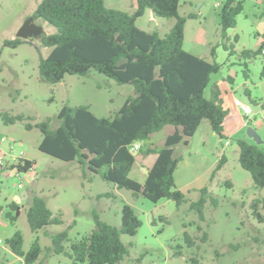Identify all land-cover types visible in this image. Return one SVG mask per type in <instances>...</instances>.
<instances>
[{
	"label": "rangeland",
	"instance_id": "1",
	"mask_svg": "<svg viewBox=\"0 0 264 264\" xmlns=\"http://www.w3.org/2000/svg\"><path fill=\"white\" fill-rule=\"evenodd\" d=\"M40 1L0 0V136L7 138L3 147L7 148L15 139V152L23 150L36 162L35 170L29 173L8 170L0 176V202L4 205L2 219L6 225L0 226V264L7 259L11 264H25L23 258L9 252L6 244V239L16 230L24 236L25 251L39 236L43 251L33 264H74L64 254L49 252L52 241L45 230L57 233L75 221L69 234L72 239H78L95 227L96 214L102 220L120 226L124 204L133 207L142 225L135 235H122L123 241L129 245V254L117 264H190L191 257H197L200 264H264V204L258 207L262 220L254 214L252 207L256 199H264V188L256 186L250 172L241 166L237 142L244 138L256 143L247 133L251 126L263 140L259 145L264 148V54L248 61L249 76L245 77V66L240 63L242 59L236 54L230 55L221 43L220 10L224 0H180V15L195 14L187 17L184 48L212 61L211 50L215 46V60L222 66L219 72L211 75V84L222 82L223 105L228 109L225 138H221L205 119L189 144L176 146V156L181 160L175 170V182L186 198L180 205L169 198L154 202L130 189L119 188L98 174H84L77 161H63L42 152L38 147L42 139L39 129H27L22 121L4 122L2 114L7 112L30 117L32 123L50 118L52 125L57 126L58 112L65 103L89 104L98 116H110L133 91L132 84H120L93 69L86 75L68 74L61 82L49 83L40 75L39 60L40 54L47 56L52 47L42 45L40 37L29 38L16 47L5 45V40L17 37L18 30L34 14ZM105 1L112 8L134 10L135 0ZM199 1L203 5L197 8ZM263 8L264 0H245L236 26L228 30L236 50L256 49L254 33L259 29ZM151 17L148 9L136 23L144 30H157L161 35L166 34L176 21L173 17L155 16L156 20ZM36 23L44 26L45 33L56 31L43 19H36ZM236 35L238 40L235 42ZM228 75L233 76L232 83L225 80ZM211 84L205 90L208 97ZM235 97L252 107L253 114L248 119L235 105ZM169 127L142 142L143 149L150 143L163 145ZM223 154L227 159L213 176ZM146 156L142 150L137 151L129 173L132 179L141 183L152 165L153 158ZM34 176L38 180L35 187L31 182ZM19 183L24 188H34L31 195L43 197L55 215L61 214L64 222L49 225L38 232L32 231L26 216L31 201L27 200L23 206L21 204L20 215L12 223L6 217V203L16 200L15 194L23 190ZM205 187L218 204H213L209 196L204 208L205 219L201 220L191 208V202L200 198ZM185 231L196 238L194 246L188 245ZM204 231L209 236L205 242L200 239Z\"/></svg>",
	"mask_w": 264,
	"mask_h": 264
},
{
	"label": "trees",
	"instance_id": "2",
	"mask_svg": "<svg viewBox=\"0 0 264 264\" xmlns=\"http://www.w3.org/2000/svg\"><path fill=\"white\" fill-rule=\"evenodd\" d=\"M245 0H224L220 10L222 45L230 55H237L245 66V77L249 76L248 61L263 54L264 43L256 49L236 50L228 30L237 24V16L244 9ZM180 0H136L132 12L107 6L105 0H41L34 11L36 19H43L55 27L53 33L40 36L41 44L52 47L47 56L40 54L39 72L43 80L56 84L66 75H86L96 70L120 84H132L130 93L120 108L110 116H98L89 104L70 105L65 103L58 112L59 123L53 126L50 118L30 122L23 114H2L5 123L25 122L27 129L37 128L42 134L39 149L63 161H77L84 174L91 172L104 180L127 188L135 194H142L151 201L162 198L173 199L177 205L186 200L185 194L177 188L175 170L180 157L176 146L189 144L203 120L210 122L212 129L225 138V119L228 110L223 106L222 90L217 82L211 84V75L221 69L215 60L216 50L212 47L213 60L193 54L184 48L187 17L179 13ZM155 16L175 18L171 29L164 35L157 30L140 28L136 21L146 10ZM264 19V8L260 14ZM235 42L238 37H234ZM25 40L19 37L5 40V45L16 47ZM262 75H264V70ZM233 82L232 75L227 76ZM211 84L210 96L205 90ZM246 93L250 97L249 89ZM254 103L257 100L252 99ZM28 120V121H27ZM167 125L175 127L161 146L146 145L151 135ZM239 161L248 170L256 186L264 188V148L244 138L237 140ZM140 143L144 155L156 154L154 164L148 169L143 183L132 179L129 173L136 161L132 147ZM227 157L222 155L215 172L222 167ZM35 161L27 160L26 167L19 173L34 166ZM6 169H2L3 173ZM207 187L202 189L198 200L191 202L201 220L205 219L204 208L209 199ZM213 204L218 200L210 196ZM26 211L28 223L34 232L49 225L62 224L61 214L55 215L46 200L31 195ZM252 205L254 214L260 220L259 204ZM6 217L14 223L21 212V204L15 200L9 203ZM4 206L0 203V212ZM50 236V253L64 254L74 264H117L129 254V245L123 234L135 235L142 225L133 207L124 204L120 226L110 224L95 215V227L81 238L72 239L69 229ZM202 230V226H198ZM189 246L196 244V238L185 231ZM209 238L206 231L200 239ZM24 236L16 230L6 239V244L25 264H33L40 257L43 248L39 236L29 250L23 249ZM178 253H181L178 251ZM190 264H200L197 257L190 258Z\"/></svg>",
	"mask_w": 264,
	"mask_h": 264
},
{
	"label": "built area",
	"instance_id": "3",
	"mask_svg": "<svg viewBox=\"0 0 264 264\" xmlns=\"http://www.w3.org/2000/svg\"><path fill=\"white\" fill-rule=\"evenodd\" d=\"M220 4L217 3V6H219ZM262 53L264 54V48L262 50ZM235 105H237L244 113L245 115L249 116L251 114H253V109L250 105L244 103L243 101H241L239 98H235ZM7 141V138L5 136H0V171L2 169H9L12 168L15 170V172L19 173V170L21 168L24 169V167H26L27 164V158H26V153L23 150H20L18 152H15V145L17 144V141L11 140L9 142V145L7 148L3 147L4 142ZM229 141H226V144H228ZM141 148V144L140 143H135L132 147V151L133 153H136L137 151H139ZM35 167L31 166L29 167L25 172L29 173L31 171H34ZM4 173V172H3ZM19 187L22 186V184L18 185ZM0 223H1V216H0ZM1 242V240H0Z\"/></svg>",
	"mask_w": 264,
	"mask_h": 264
},
{
	"label": "crops",
	"instance_id": "4",
	"mask_svg": "<svg viewBox=\"0 0 264 264\" xmlns=\"http://www.w3.org/2000/svg\"><path fill=\"white\" fill-rule=\"evenodd\" d=\"M203 5V2L202 1H199L198 2V6H197V8H200L201 6ZM217 5V4H216ZM135 6H136V0H135V5H134V8H135ZM150 10V9H149ZM150 12H151V14H152V19L153 20H156V17H155V14L150 10ZM237 37H238V35H236ZM254 36L257 38L256 40H257V47L256 48H258L262 43H264V19H261V18H259V29L254 33ZM192 53V52H191ZM199 56V55H198ZM202 57V56H201ZM225 80H227V77H225ZM218 84H219V86H220V88L222 87V82H220V81H218L217 82ZM226 92H227V90H225ZM133 92V91H132ZM132 92H130V93H132ZM129 93V94H130ZM221 97H222V95H221ZM235 98H237V97H235ZM125 101V100H124ZM224 106V105H223ZM120 108V107H119ZM118 108V109H119ZM227 109V108H226ZM228 110V109H227ZM94 112V111H93ZM243 112V111H242ZM95 113V112H94ZM96 114V113H95ZM244 116L248 119V116L247 115H245V113H244ZM225 122H226V119H225ZM167 126H170L169 128H170V132L168 133V135L169 134H172L174 131H175V127L174 126H172V125H167ZM224 126H226L225 125V123H224ZM166 127V126H165ZM224 133H225V135H226V127H225V130H224ZM167 135V136H168ZM153 158L152 159V165L154 164V162H155V160H156V158H157V155L156 154H149L148 156H146V158ZM26 158L27 159H29V160H33V161H35L33 158H31V157H29L28 155H26ZM151 165V166H152ZM150 166V167H151ZM34 167H36V162H35V164H34ZM8 170H11V171H15L14 169H12V168H9V169H7V170H5L4 172H6V171H8ZM3 173H0V176L2 175ZM31 182H32V186L33 187H35L37 184H38V180L36 179V177L34 176V177H32V180H31ZM19 184H22V183H19ZM19 188H23V190L21 191V193H16L15 194V197H16V202L17 203H20V204H22V206H23V202H26L29 198H30V196H31V192H32V190L34 189H28V188H24V185L22 184V186L21 187H19ZM18 196H20V198H21V200H18ZM1 203V202H0ZM9 203H11V202H7L6 203V207L8 208L6 211H8L9 210ZM2 204V203H1ZM3 205V204H2ZM4 206V205H3ZM21 206V207H22ZM22 209V208H21ZM2 213H3V210L0 212V216H1V223H0V226H2V227H5L6 225H5V223H4V221H3V219H2ZM1 240V239H0ZM2 242V241H1ZM9 252H11L12 254H13V256H16V254L9 248ZM0 256H1V254H0ZM18 256V255H17ZM20 257V256H19ZM20 258H22V257H20ZM5 261V260H4ZM1 264H11V262H10V260H6V262H1Z\"/></svg>",
	"mask_w": 264,
	"mask_h": 264
},
{
	"label": "water",
	"instance_id": "5",
	"mask_svg": "<svg viewBox=\"0 0 264 264\" xmlns=\"http://www.w3.org/2000/svg\"><path fill=\"white\" fill-rule=\"evenodd\" d=\"M45 28L41 24L36 23L35 15H31L26 19L24 24L20 27V29L17 32V37L22 39H29V38H37L42 36L45 33ZM247 133L250 137H252L257 144L263 143V140L261 139L260 135L257 133V131L249 126L247 129ZM18 200H21L20 196H18Z\"/></svg>",
	"mask_w": 264,
	"mask_h": 264
},
{
	"label": "flooded vegetation",
	"instance_id": "6",
	"mask_svg": "<svg viewBox=\"0 0 264 264\" xmlns=\"http://www.w3.org/2000/svg\"><path fill=\"white\" fill-rule=\"evenodd\" d=\"M33 38V37H32ZM25 40H28V39H25Z\"/></svg>",
	"mask_w": 264,
	"mask_h": 264
}]
</instances>
